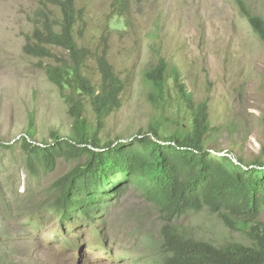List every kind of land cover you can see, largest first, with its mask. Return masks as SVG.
I'll return each mask as SVG.
<instances>
[{"label":"rangeland","instance_id":"rangeland-1","mask_svg":"<svg viewBox=\"0 0 264 264\" xmlns=\"http://www.w3.org/2000/svg\"><path fill=\"white\" fill-rule=\"evenodd\" d=\"M241 1L264 19V0ZM45 2L0 0V201L9 199L13 208L6 217L0 203V264H160L158 233L164 219L133 188L98 216L100 246L85 225L69 224L62 231L47 215L43 227L33 230L24 219L21 204L31 198L46 203L52 198L49 188L75 166L59 159L54 171L33 178L20 148L31 133L33 142L51 144V126L62 123L66 130L68 123L69 89L47 80L42 68L49 61L22 53ZM47 8L58 16L51 5ZM76 8V41L93 52L83 74L98 86L95 57L106 50L124 82L120 108L105 120L102 141L124 140L157 126L167 133L188 121L172 80L166 104L156 108L147 100L142 74L160 56L179 70L195 103L207 102L210 126L217 130L207 145L211 154L264 161V42L253 34L237 0H76ZM51 51L65 55L58 48ZM81 101L84 118L95 126L88 98ZM174 224L216 246L245 243L207 210Z\"/></svg>","mask_w":264,"mask_h":264},{"label":"trees","instance_id":"trees-1","mask_svg":"<svg viewBox=\"0 0 264 264\" xmlns=\"http://www.w3.org/2000/svg\"><path fill=\"white\" fill-rule=\"evenodd\" d=\"M45 1L46 9L39 10L22 53L49 61L42 68L47 80L69 89L68 123L66 130L60 127L62 123L51 126V144L33 142L31 133L22 138L20 148L33 178L40 172L54 171L59 159L73 161L75 166L49 188L52 198L46 203H38L30 195L31 199L21 204L27 225L38 230L50 215L62 231L69 224L89 227L92 242L97 244L102 237L98 216L133 188L164 219L158 233L160 264H264V222L260 220L264 212V161L259 158L245 163L229 152L222 157L211 154L207 145L217 130L210 126L207 102L195 103L180 80L179 70L160 56L142 74L147 100L156 108L166 104L172 80L178 101L189 114L188 121L167 133L157 126L124 140L102 141L99 134L105 120L120 108L124 82L103 50L95 57L98 86L91 83L83 70L93 52L80 46L74 35L80 18L76 0ZM47 5L55 8L58 16ZM237 6L253 34L264 42V19L252 14L241 0ZM52 48L63 50L65 55H55ZM82 97L89 100L95 126L83 116ZM0 203L4 216H10V200L3 197ZM203 210L219 217L227 229L240 233L245 243L216 246L174 224Z\"/></svg>","mask_w":264,"mask_h":264}]
</instances>
